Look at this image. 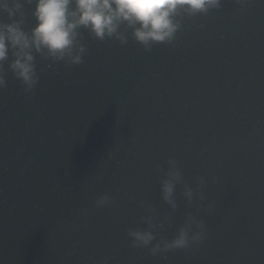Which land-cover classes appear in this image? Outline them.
Wrapping results in <instances>:
<instances>
[{
	"label": "water",
	"instance_id": "water-1",
	"mask_svg": "<svg viewBox=\"0 0 264 264\" xmlns=\"http://www.w3.org/2000/svg\"><path fill=\"white\" fill-rule=\"evenodd\" d=\"M21 3L28 31L33 5ZM80 32L82 63L37 55L31 92L5 62L0 264H264V0L183 16L173 43L149 51L130 31L124 45ZM168 159L182 175L174 211L156 167ZM144 204L163 224L153 243L190 215L204 238L156 255L131 247Z\"/></svg>",
	"mask_w": 264,
	"mask_h": 264
},
{
	"label": "clouds",
	"instance_id": "clouds-1",
	"mask_svg": "<svg viewBox=\"0 0 264 264\" xmlns=\"http://www.w3.org/2000/svg\"><path fill=\"white\" fill-rule=\"evenodd\" d=\"M222 0H23L33 5L31 15L34 25L25 31L24 13L21 0H0V15L7 14L10 22L0 21V89L6 87L5 62L7 70L31 92L38 81L35 57L66 65L82 63L86 52L80 42L84 29L95 40L115 39L121 45L127 42L125 31L131 38L149 51L154 44H172L181 28V18L197 14L204 15L209 10L218 9ZM243 5L247 0H235ZM17 16L18 19H12ZM201 27H203L201 25ZM11 56V59L9 58ZM167 168L160 169V192L163 201L173 211L176 209L175 191L182 182V175L174 159L166 161ZM203 183V181H201ZM183 196L188 203L193 199V190L184 186ZM202 198V197H201ZM111 201L107 194L96 198V206H104ZM147 215L143 217L147 227L143 230L129 229L130 246L148 247L152 255L172 249H186L205 236L204 224L194 216H188L184 225L170 241L156 239L152 231L163 224L153 223L151 205H143ZM167 219V217H165Z\"/></svg>",
	"mask_w": 264,
	"mask_h": 264
}]
</instances>
